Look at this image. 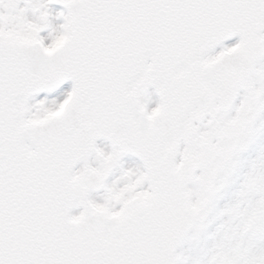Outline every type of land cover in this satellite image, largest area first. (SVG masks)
<instances>
[{
  "label": "snow or ice",
  "instance_id": "1",
  "mask_svg": "<svg viewBox=\"0 0 264 264\" xmlns=\"http://www.w3.org/2000/svg\"><path fill=\"white\" fill-rule=\"evenodd\" d=\"M0 264H264V0H0Z\"/></svg>",
  "mask_w": 264,
  "mask_h": 264
},
{
  "label": "rangeland",
  "instance_id": "2",
  "mask_svg": "<svg viewBox=\"0 0 264 264\" xmlns=\"http://www.w3.org/2000/svg\"><path fill=\"white\" fill-rule=\"evenodd\" d=\"M54 11H59V10H61L60 9V7L57 5V6H54V9H53ZM57 23H60V21H57Z\"/></svg>",
  "mask_w": 264,
  "mask_h": 264
}]
</instances>
